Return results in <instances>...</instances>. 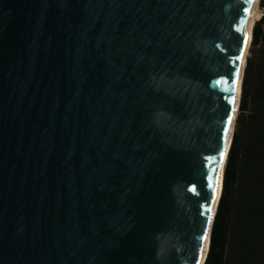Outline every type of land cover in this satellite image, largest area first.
<instances>
[{
  "label": "water",
  "instance_id": "95a60500",
  "mask_svg": "<svg viewBox=\"0 0 264 264\" xmlns=\"http://www.w3.org/2000/svg\"><path fill=\"white\" fill-rule=\"evenodd\" d=\"M251 1L0 0V264L199 263Z\"/></svg>",
  "mask_w": 264,
  "mask_h": 264
},
{
  "label": "trees",
  "instance_id": "16d2710c",
  "mask_svg": "<svg viewBox=\"0 0 264 264\" xmlns=\"http://www.w3.org/2000/svg\"><path fill=\"white\" fill-rule=\"evenodd\" d=\"M257 5L203 264H264V0Z\"/></svg>",
  "mask_w": 264,
  "mask_h": 264
},
{
  "label": "bare ground",
  "instance_id": "6f19581e",
  "mask_svg": "<svg viewBox=\"0 0 264 264\" xmlns=\"http://www.w3.org/2000/svg\"><path fill=\"white\" fill-rule=\"evenodd\" d=\"M253 5H254V7H253ZM257 15H258L257 0H252L251 1V5H250L249 14H248V17H247V38H246L247 39V43H246V49H247V47L249 45L251 28L253 26V22L256 20ZM245 52H246V50H245ZM245 52L242 55V62L240 64L239 78H238V82H237L236 101H235V104H234V107H233L232 116H231L232 120H231V123H229L226 139H225V142H224L223 151H222L221 156H220V166H219V170H218V180H217V183H216V191H215V196H214V199H213V202H212V208H211L210 219H209L210 221L208 223V227H207V230H206V233H205L207 238L203 240L202 249H201V255H200V261H199L198 264H202V261L205 258V253H206L205 250L207 249V245H208L209 234H210L209 228H210L211 220H212L213 214H214V206L216 208L215 201L217 203V200H218L217 194H219V191H220L221 178H222V176H221L222 175V168H223V165H224V162H225V159H226L228 146H229L230 140H231L232 129H233V125H234L233 121L235 120L236 106H237V102H238V96H239V93H240V82H241V76H242V69L244 67L243 64L245 63V55H246ZM226 146H227V148H226Z\"/></svg>",
  "mask_w": 264,
  "mask_h": 264
},
{
  "label": "rangeland",
  "instance_id": "374dc122",
  "mask_svg": "<svg viewBox=\"0 0 264 264\" xmlns=\"http://www.w3.org/2000/svg\"><path fill=\"white\" fill-rule=\"evenodd\" d=\"M257 6H258V5H257ZM261 14H262V10H260L259 7H258V15H259V16L257 15L256 20L261 16ZM256 20H255V21H256Z\"/></svg>",
  "mask_w": 264,
  "mask_h": 264
},
{
  "label": "snow or ice",
  "instance_id": "6c2138e0",
  "mask_svg": "<svg viewBox=\"0 0 264 264\" xmlns=\"http://www.w3.org/2000/svg\"><path fill=\"white\" fill-rule=\"evenodd\" d=\"M253 7H254V5H253ZM245 43H247V39L245 38ZM231 120H232V118L230 117L229 118V123H231ZM207 237H206V235H205V237H204V239H206Z\"/></svg>",
  "mask_w": 264,
  "mask_h": 264
}]
</instances>
